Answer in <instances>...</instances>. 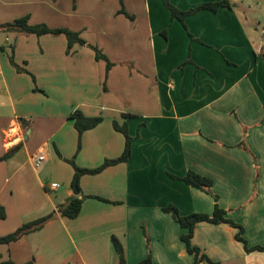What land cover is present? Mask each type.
Listing matches in <instances>:
<instances>
[{
  "label": "crops",
  "instance_id": "crops-1",
  "mask_svg": "<svg viewBox=\"0 0 264 264\" xmlns=\"http://www.w3.org/2000/svg\"><path fill=\"white\" fill-rule=\"evenodd\" d=\"M169 1L187 11L222 0ZM233 8L201 10L183 26L162 0H0V158L10 153L0 161V237L87 196L76 218L57 214L0 244V264H119L113 237L127 264L148 255L195 264L181 240L186 229L163 208L211 215L214 195L248 246H264L263 53ZM23 16L78 32L86 44L67 52L64 35L3 28ZM89 45L114 64L108 73ZM77 110L103 119L83 133L79 151ZM114 122L128 125L130 158L83 175L75 195L68 160L93 170L120 157L125 137ZM39 152L46 162L36 169ZM188 171L212 179L211 193L174 178ZM237 232L199 222L192 244L220 264H264V252H247Z\"/></svg>",
  "mask_w": 264,
  "mask_h": 264
},
{
  "label": "trees",
  "instance_id": "trees-1",
  "mask_svg": "<svg viewBox=\"0 0 264 264\" xmlns=\"http://www.w3.org/2000/svg\"><path fill=\"white\" fill-rule=\"evenodd\" d=\"M162 2H163V5L170 11L171 18L178 19L182 23L183 26H185L184 19L188 15L195 14L201 10H209V11L216 13L219 7H223V6L229 7L230 6V3L228 0H222L219 2L204 3L195 8L189 9L187 11H182V10L177 9L175 6H173L169 0H162ZM120 12L124 13L127 17L131 18L124 11V9H121ZM28 21H29V17L23 16L15 20L13 23L6 24L5 26H3V28L9 31H17V32L24 33V34H34L36 36H42L46 34H50L54 36L64 35L67 40V52H70V50L75 44L82 45V46L86 44V42L80 37L78 32H73L66 28L50 29L46 25H43V24L30 25ZM89 47L94 51L95 58L97 60H103L106 62V71L108 73V71L113 67L114 64H112L109 61V59L102 53L100 49H98L97 47L93 45H89ZM9 59H10L11 65H13L17 71H21L18 65L14 62L13 56H10ZM263 61H264V55H263ZM124 116L132 117V115H129V114H125ZM71 118L74 120V127L78 134L77 151H79L81 147V139H82L83 133L89 129H92L98 126L102 122L103 119L102 117H86L78 110L71 114ZM113 127L116 131L122 133L123 136L125 137V147H124L123 153L121 154L120 157L116 159L105 160L100 167L93 169V170L79 168L75 164L74 160H68V162L74 168V177L72 181L73 188L77 187L79 190V180L83 175L100 173L105 168L112 166V165L119 164V163L127 162L128 159L130 158L131 145H132L133 138L129 135L127 123L119 125L116 122H114ZM9 156H10V153L5 154L3 157L0 158V161L7 159ZM174 178L179 179L183 181L184 183H186L187 185L192 186L196 189L211 193L210 188L213 185V180L207 177H203L199 174H196L193 171H188L186 175L183 177H180V178L174 177ZM86 197L87 196H82V197L75 196V197L69 198L65 204L58 206L57 210L50 213L49 215L36 219L31 222H28L22 225L21 227H19L15 232L9 235H6L4 237H0V244H9L11 242L17 241L18 239H20L22 236L26 234L40 230L42 227H44L46 223H48L51 220H54L57 217V214L62 217L69 218V219L76 218L81 211L83 201ZM213 198L215 200V205H214L213 213L211 215L202 214V213H193L190 215L183 216L179 213L178 209L175 206L169 205L163 208L164 212L169 213L175 222H177L182 228L186 229V233H184L181 236V240L184 242L187 252L194 257L195 264H198L201 262H205V264H220L219 262L214 261L211 258H209L207 255L201 253V250L192 244L194 228L196 224L199 222H208L212 224H222V223L228 224L238 230L236 234V239L239 242L243 243L245 250L247 252H264V246H252V247L248 246L247 242L242 236L243 228L239 224L234 222L232 219H229L227 217V212L224 209H222L217 203L218 197L214 195ZM98 199L102 201H106L102 198H98ZM4 218H5V210L2 206H0V220ZM112 242H113L115 251L118 255L119 264H127L122 244L115 237L112 238ZM0 259H1V256H0ZM6 264H15V263L9 261ZM136 264H155V263L153 262L151 255H148L145 259H143L142 261Z\"/></svg>",
  "mask_w": 264,
  "mask_h": 264
},
{
  "label": "rangeland",
  "instance_id": "rangeland-1",
  "mask_svg": "<svg viewBox=\"0 0 264 264\" xmlns=\"http://www.w3.org/2000/svg\"><path fill=\"white\" fill-rule=\"evenodd\" d=\"M122 4V0H120ZM230 6L240 17L251 40L255 43L254 50L264 55V0H231ZM170 13V11L164 6ZM121 13V12H119ZM171 16V15H170Z\"/></svg>",
  "mask_w": 264,
  "mask_h": 264
},
{
  "label": "built area",
  "instance_id": "built-area-1",
  "mask_svg": "<svg viewBox=\"0 0 264 264\" xmlns=\"http://www.w3.org/2000/svg\"><path fill=\"white\" fill-rule=\"evenodd\" d=\"M32 159L36 169H40L43 166V164L46 162L45 154L42 152L35 154ZM50 187L52 189H56L58 186L56 183H52L50 184Z\"/></svg>",
  "mask_w": 264,
  "mask_h": 264
},
{
  "label": "water",
  "instance_id": "water-1",
  "mask_svg": "<svg viewBox=\"0 0 264 264\" xmlns=\"http://www.w3.org/2000/svg\"><path fill=\"white\" fill-rule=\"evenodd\" d=\"M74 194H75V195H78V194H79V190H78L77 187L74 188Z\"/></svg>",
  "mask_w": 264,
  "mask_h": 264
}]
</instances>
